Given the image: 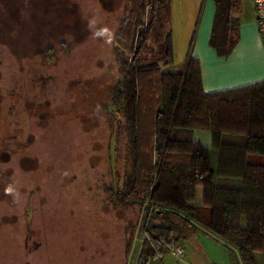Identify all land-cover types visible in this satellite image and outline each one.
Listing matches in <instances>:
<instances>
[{
  "label": "rangeland",
  "instance_id": "obj_1",
  "mask_svg": "<svg viewBox=\"0 0 264 264\" xmlns=\"http://www.w3.org/2000/svg\"><path fill=\"white\" fill-rule=\"evenodd\" d=\"M126 9L62 0V33L45 34L54 49L30 57L43 65H19L27 57L0 39V155L10 154L0 160V264H136L146 212L116 194L129 153L122 112L108 113ZM172 26L175 65L164 71L182 73L191 36L181 20ZM183 246L191 264L236 259L202 232ZM176 263L170 252L156 264Z\"/></svg>",
  "mask_w": 264,
  "mask_h": 264
},
{
  "label": "trees",
  "instance_id": "obj_2",
  "mask_svg": "<svg viewBox=\"0 0 264 264\" xmlns=\"http://www.w3.org/2000/svg\"><path fill=\"white\" fill-rule=\"evenodd\" d=\"M214 1L210 46L228 58L238 41L240 4ZM126 2L108 113L122 112L129 153L116 194L146 212L136 264L166 257L200 229L238 254L231 264H257L256 254H264V82L204 91L194 56L203 6L184 71L165 72L175 65L171 0Z\"/></svg>",
  "mask_w": 264,
  "mask_h": 264
},
{
  "label": "crops",
  "instance_id": "obj_3",
  "mask_svg": "<svg viewBox=\"0 0 264 264\" xmlns=\"http://www.w3.org/2000/svg\"><path fill=\"white\" fill-rule=\"evenodd\" d=\"M236 1L240 4L239 11L235 14V18L239 22L238 41L228 58H220L210 46L216 14L214 0H180L177 7H171L169 18L172 35L175 31L172 21L177 18L182 21L183 34H180L189 40L194 32L201 5L203 6L194 56L200 60L203 88L208 94L231 91L264 82V47L256 25L253 0ZM170 6H172V0ZM195 205H203V188L197 189ZM199 232L209 235L202 229L197 233ZM228 251L236 257V261L239 263L238 254L229 249ZM185 256L184 248V264H191ZM255 257L257 264H264V254L258 253ZM161 259L151 264H156Z\"/></svg>",
  "mask_w": 264,
  "mask_h": 264
},
{
  "label": "flooded vegetation",
  "instance_id": "obj_4",
  "mask_svg": "<svg viewBox=\"0 0 264 264\" xmlns=\"http://www.w3.org/2000/svg\"><path fill=\"white\" fill-rule=\"evenodd\" d=\"M62 24V0H0V39L12 45L13 55L17 46L18 53L27 57L19 60L21 66L45 63L44 60L32 62L34 60L30 57L44 55L54 49L46 42L45 34L53 31L60 36ZM10 143H14L13 136ZM4 150L0 160L10 157L8 147Z\"/></svg>",
  "mask_w": 264,
  "mask_h": 264
},
{
  "label": "built area",
  "instance_id": "obj_5",
  "mask_svg": "<svg viewBox=\"0 0 264 264\" xmlns=\"http://www.w3.org/2000/svg\"><path fill=\"white\" fill-rule=\"evenodd\" d=\"M255 15H256V25L258 29V33L261 39V42L264 47V0H253ZM172 254L178 260H183L184 258V248L183 246L176 247Z\"/></svg>",
  "mask_w": 264,
  "mask_h": 264
}]
</instances>
